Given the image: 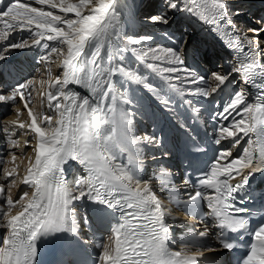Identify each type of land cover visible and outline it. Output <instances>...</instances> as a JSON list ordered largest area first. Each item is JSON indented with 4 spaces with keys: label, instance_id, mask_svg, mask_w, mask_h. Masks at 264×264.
Returning a JSON list of instances; mask_svg holds the SVG:
<instances>
[{
    "label": "snow or ice",
    "instance_id": "6c2138e0",
    "mask_svg": "<svg viewBox=\"0 0 264 264\" xmlns=\"http://www.w3.org/2000/svg\"><path fill=\"white\" fill-rule=\"evenodd\" d=\"M125 7L121 0H0V42L9 41L17 30L28 34L5 43L0 61L6 60L5 53L11 49L37 47L41 61L47 65L56 54L62 69L53 76L47 67V79L39 81L41 86L47 85L48 113L30 107L34 99L31 93L36 91L34 87L29 90L37 83L34 78L0 91L5 112L0 125L7 149L19 144L12 139L16 130L27 127L29 131L21 134L32 136L25 145H31L34 153L33 160L28 152L20 156L0 152V179L8 181L0 184V228L5 229L0 236V264H37L38 244L49 238L73 237L74 243L83 240L88 244L81 233L75 202L93 206L94 220L101 225L108 223L107 231L92 241L100 251L84 264H223L219 255L206 254L233 252L246 237H250L247 251L235 264H264V208L254 211L238 206L251 199L247 193L252 177L264 173V49L259 40L264 27L239 31L233 17L240 13L231 9L228 0H162L161 10L145 16V22L169 25L170 13H184L219 34L235 52L230 70H213L206 76L190 62L210 63L213 53L200 42L190 43L187 29L179 36L165 33L174 47L152 46L151 35L125 34V21L121 20ZM234 74L244 85L258 90L254 102H248L244 88L228 90L236 83ZM70 85L85 89L87 94L74 91ZM141 90L166 111H173L172 96H178L196 114L203 107L199 98L208 100L213 94L227 97L221 103L213 96L211 102V116L216 121L213 140L220 147L212 149L210 158L199 155L206 148L194 136H185L186 172L191 169L197 180L193 183L185 176L184 184L194 189L186 193V200L170 196L178 207L183 205L186 216L202 222L211 218V223H205L199 232L186 226L179 250L170 246L177 240L165 222L171 209L163 206L150 182L140 178L143 148L139 145L159 148L163 144L162 134H133V121L142 116L149 98ZM187 95L198 99L186 100ZM17 96L30 118L27 126L19 122ZM13 110L16 119L5 125ZM221 141H228V145ZM7 157L13 164L27 158L22 179L8 180L19 177V172L18 166L8 167ZM156 158L154 154L152 159ZM70 162L83 170L71 180L66 175L73 167ZM18 183L26 187L13 198L11 190ZM17 205L21 208L13 214ZM254 216L262 218L254 223ZM83 224L93 228L87 212ZM213 228L219 229L213 233L216 244H209L202 238Z\"/></svg>",
    "mask_w": 264,
    "mask_h": 264
},
{
    "label": "bare ground",
    "instance_id": "6f19581e",
    "mask_svg": "<svg viewBox=\"0 0 264 264\" xmlns=\"http://www.w3.org/2000/svg\"><path fill=\"white\" fill-rule=\"evenodd\" d=\"M158 1L159 0H151V3H152L151 7H149V8L143 7L142 10L141 9L139 10L138 7L141 5L143 0H121L122 5L127 6V7L123 8V15L121 16V20L125 21L124 32L126 31V29L128 27L127 24H129V22L127 23V18H130V19H132L130 21V26L133 29V32H134V29H136V33H141V32L146 33L148 31L147 33H150L149 35L154 37V39L151 42H149L150 44L151 43L152 44L157 43V44H160L161 46H164V47H174L171 40H169L168 37L165 36V33H168L169 36H179L180 33H182L184 31V29L181 30V27H182L181 25L184 24V25H186L187 28L190 27L188 29L189 30L188 33H189L190 43L201 41L202 43H206L208 46V40L213 39V38H214V41L216 43L214 45H211V47H210V51L213 53V56L211 58L210 63H207L206 66L198 65L196 71L199 74H203V75L207 76V74H210V72L213 70L221 71V72L229 70V63H226L223 60L221 61V55H222V58H224V56H225V57L233 60V63H234L236 61L235 52L227 46L225 39H223L219 34L213 33L212 31H210L208 29V26L202 25L195 18H189L184 13H174V14L170 13L172 15V20L170 21L169 25L152 24V23L145 22V20H144L145 16L150 15V14H157L161 10V6H157V3L161 2V1H159V2ZM260 1L261 0H228V3H229L231 8L235 7V8L242 10V12L244 11V14H247L248 12H250V13H254V15H258L260 17L259 13L260 12H261V14L264 13V3L259 4ZM148 4H150V2H148ZM242 12H240V15L237 17H242V19H244L243 15H241V14H243ZM142 14L144 15L143 17L141 16ZM262 17H263V15H262ZM252 23L257 24V21L253 20ZM257 25H259V24H257ZM261 27H264V23ZM247 34L250 35L253 33L248 32ZM24 35L25 36L28 35L27 32H20L19 30H17L16 32L10 34L9 40L11 42H13L14 38L21 39V37H24ZM263 35H264V32H261L259 34V36H263ZM252 38L256 39L255 34H253ZM259 40L261 41V48L264 49V44H263L264 38H262V39L259 38ZM3 42L6 43L7 41H3ZM3 42H0V46L3 44ZM29 43H31V41H29ZM49 43H51V42H49ZM152 46H155V45H152ZM213 47H215L214 50H213ZM36 48L37 47H33L32 50L34 51V49H36ZM245 51H247V48H245ZM19 52H20V50H15L14 54L9 55V57L13 56V55L15 56ZM35 54H36V58H29L28 57L29 58L28 61H20L19 58H17L16 60H14L13 65H12V63L8 59V56H7L8 53H5V55L7 57L6 60L0 61V91H8L10 89L11 85L18 83V81L20 80V78H16V72L13 75L14 77H9L7 75L8 71L11 72V69H13V66H14V68H18V69L22 68V70H21L22 72L19 75H26V76H29V78H34L37 81V83L35 85L30 86V89H32L33 87L36 89V91H32V93H31L34 99H33L32 105H30V107H33V110L36 112L48 113L50 110L47 107V98H46V92L48 90L47 85L45 84V85L41 86L39 81L42 79H44V80L47 79V67L51 68L53 76L58 75L62 71V69L60 68L59 63L57 62L56 54L52 55V57H51L52 62L47 64V65L45 64V62H43L39 59L40 54H41V51L39 48L35 52ZM21 58L22 57H20V59ZM190 63L193 67L194 62H190ZM216 63L217 64L219 63V64L217 65ZM261 63H264V55L261 56ZM33 64H38L39 66L37 65L38 67H35V70L31 71L29 68H31V66ZM29 78H27V79H29ZM232 78L235 79L238 84L239 83L243 84L242 80H240L239 77L236 76V74H234ZM69 87L72 88L74 91H79L82 95L87 94L85 89L79 88L76 85H70ZM242 88H244L246 91L248 102H250V103L254 102L255 95H256L258 90L252 86L244 85V84H243ZM235 89H236L235 83L232 85H229V88H228L229 91H234ZM141 91L143 92V90H141ZM41 93H44V95H41ZM213 96L215 97L216 100H219L221 103H223L224 100L227 98L224 94H221L219 96H216L215 94H213ZM213 96H210L208 100H203V98H199L203 104V107H201L200 113L196 114V113H193L191 110L189 112H187V110H189L190 106L188 104H185L183 101H181L178 96L173 95L172 96L173 102H175L174 107H177L179 109L183 108V110H181V111L179 110V112H181L182 115L185 116V118L182 120V123H181V124H184L185 127H183V128L180 127L181 124H175L174 126H175L176 130L178 129L181 131L182 129H184L187 133H189L191 135H196V136H198V138L199 137L202 138L203 142L208 144V147H211V148L217 147L218 148L220 146L215 145L214 140H213V137H214V131H213L214 128L213 127H214L216 121L213 119L211 114L209 115V113L213 111V108L211 107V102H212ZM42 99H44V102ZM185 99L196 101L198 98L187 95L185 97ZM153 102H155V101H153ZM16 103H17V106L20 108L19 122L25 123V125L27 126V124L31 123V121L27 115V110L24 108L23 103L20 102L19 96H17V98H16ZM147 105H145V107ZM0 106L3 107V109L0 111L2 114H4V116L2 118H0V120H3L5 117V112H4V105L2 102H0ZM206 112H207L208 116L205 117L204 115L206 114ZM195 116H198V118L193 119V117H195ZM139 117L140 116L135 117L134 121L138 124V126L141 127L139 129V131H140L142 128L144 129L145 126L147 127V125H145V122L142 123L141 121H139L138 120V119H140ZM199 117L202 120H200ZM238 118L239 117H237V119ZM13 119H16L15 110H13L12 114L7 117V120L4 121V124L7 125V121L13 120ZM0 127L3 130V125H0ZM9 127H11V126H9ZM135 129H136V126L134 125V130ZM143 129H142V131L147 132V134H149L150 136L158 134L157 133V126H154L149 130H143ZM28 131L29 130L27 129V127H25V129H17L15 135L12 136V139L13 140H19V144L17 147L10 148V149H7V147H6L7 144H5L3 139H2V134L4 133V131H3V133H2V131H0V152H3L5 154V156L7 155V151L13 152V153L17 154V156H20L24 152H28L30 155L33 156V160H34V153L32 152V146L31 145H25V140H31L32 136L21 134V133L28 132ZM133 133H134V131H133ZM134 135L138 136V132L137 133L135 132ZM140 136L142 137L143 134H140ZM246 139L247 138H245V140L241 141V143L244 144ZM221 144L224 146H227L228 141H224V142L221 141ZM148 148L155 149V151L157 153L156 154L157 158L153 161L161 162V166L158 167V169L161 170V172H158L157 176L153 177L152 181L145 178L147 175L145 176L144 171L146 168L145 165H146L147 161L145 162L143 160V168L140 172V178L142 180H147L150 182V187L158 195V197L161 199V201L163 202V206L167 209H170V207L168 206V200H166V198H167V195H169L171 193L168 188L175 189V187L172 186L173 179H174L175 175L168 172L165 168L167 166L168 160L173 158L174 147L171 143L167 142V140H165L164 136H163V144L161 147L154 148V147H151L150 145H148ZM164 151H167L170 154L168 156L161 155V153ZM238 152H239V148L234 150L233 154L236 155ZM7 159L9 160L8 167L11 169L14 166H18V172H19V177H15V176L9 177L8 180L10 181L12 179H22L23 175L26 172V168L28 166L27 158H24L23 160L18 159L15 162V164L10 162V157H7ZM70 164H72L73 167L70 168L66 173L69 180H71L69 178V173L73 172L74 170L77 173H80V171L82 170V167L79 165H76L75 162H70ZM65 167L67 169L68 165H66ZM80 168H81V170H80ZM2 169H3V165H0V177L3 176ZM162 169H163V171H162ZM162 179H163V185L162 186L157 185V182H159ZM7 182L8 181H5L4 179H0V184H6ZM24 187H26V186L21 185L19 183L16 186H14L12 188L13 198H18L19 189L24 188ZM162 187L164 190L165 197L161 198L156 190H157V188L162 189ZM75 204L78 205L76 208L77 210H79L82 206V205H80L79 202H75ZM20 208H21V205H17L16 208L13 210V214H15L16 211L20 210ZM172 217H175V219H173L174 221L171 222L172 224H171L170 228L180 229L182 227V224H183V220H182L183 218L180 216V214H176V213H173ZM107 228L108 227H103V225L97 223L93 226L92 232L90 234H88L86 232H85V234L89 235V236H91V235H103L107 231ZM1 229H3V228H1ZM179 232H180V230H179ZM173 233H174V231H173Z\"/></svg>",
    "mask_w": 264,
    "mask_h": 264
},
{
    "label": "rangeland",
    "instance_id": "374dc122",
    "mask_svg": "<svg viewBox=\"0 0 264 264\" xmlns=\"http://www.w3.org/2000/svg\"><path fill=\"white\" fill-rule=\"evenodd\" d=\"M159 1H161V2H159ZM158 2L159 3H157V6H161V4H162V0H159ZM5 2H8V0H5ZM148 2H150V4H148ZM262 2V3H261ZM264 3V0H261L260 2H259V4H263ZM151 0H143V2L141 3V5L138 7L139 8V10L141 9L142 10V8L143 7H147V8H149V7H151ZM34 6H37V7H39V5H34ZM232 10H234V11H239V13L240 12H242V10H240V9H238V8H231ZM53 11H57V10H53ZM260 12V11H259ZM243 14H241V15H243V17H244V19H242V17H237V16H234L233 17V19L235 20V22H236V24H237V28H238V30L239 31H241V32H243V31H246L247 29H250V28H261V26L263 25V23H257V24H259V25H257V24H254V23H252V21L253 20H256V21H258V20H260V18H259V16L258 15H254V13H250V12H248L247 14H244V11L242 12ZM261 13V12H260ZM261 15H263V14H261ZM142 17L144 16L143 14L141 15ZM236 18V19H235ZM132 19H130V18H127V23L129 22V24H127V29H126V31H125V34H127V35H134V36H139V35H149L150 33H147L146 31V33H143V32H141V33H136V29H134V32H133V29L131 28V26H130V21H131ZM263 20V19H262ZM264 21V20H263ZM182 27H181V30H185L187 27H186V25H181ZM190 28V27H189ZM189 28H187V30L189 29ZM189 31V30H188ZM249 37H253V34H250V35H248ZM17 37V36H16ZM27 37V35L25 36L24 35V37H21V38H26ZM259 38L260 39H262V38H264V35L263 36H259ZM20 39H18V38H14V41L16 42V41H19ZM10 41V40H9ZM9 41H7L6 43H8ZM13 41V42H14ZM197 42H200L201 44H204V45H206L207 46V44L206 43H202L201 41H197ZM43 43V42H42ZM5 44V42H3V44L0 46V49H2V47H3V45ZM263 44H264V42H263ZM151 45H160V44H157V43H154V44H152L151 43ZM32 48L33 47H31V48H25V49H11L10 50V52L8 53V59H9V61L12 63V65H13V62H14V60H16L17 58H19V60L20 61H28L29 60V58H36V54H35V52L38 50V48H36V49H34V51L32 50ZM214 48L215 47H213V50H214ZM263 49V48H262ZM15 50H20V52L18 53V54H16L15 56L13 55V56H10L9 57V55H12V54H14V51ZM20 57H22L21 59H20ZM29 57V58H28ZM131 59V58H130ZM224 61V62H226V63H229V70H230V68H231V65H233V60H231V59H229V58H227V57H225L224 56V58H222V55H221V61ZM133 63H135L134 61H133ZM217 64V63H216ZM219 64V63H218ZM217 64V65H218ZM38 64H33L32 66H31V68H29L31 71H34L35 70V67H38L37 66ZM194 65V64H193ZM193 68H195L194 66H193ZM11 69V68H10ZM196 70H197V68H195ZM9 70V69H8ZM22 68L21 69H18V68H14V66H13V69H11V72L13 73V74H15V72H16V78H20V80L21 79H23V77H26V75H19L22 71ZM7 75L9 76V77H14V76H12V75H9L8 73H7ZM208 75V74H207ZM4 78V77H3ZM5 79V78H4ZM15 79V78H14ZM19 80V81H20ZM26 79H24V81H25ZM155 82V81H154ZM14 85V84H13ZM12 86V85H11ZM235 87H236V89L234 90V91H236V90H239L240 88H242L243 86H242V84L241 83H237V81H236V83H235ZM141 94L143 95V96H145V97H149V94H147L146 92H144V90H143V92L141 91ZM151 98L149 97V98H147L146 100H145V105H149V104H152V102H150L149 100H150ZM43 100V102H44V99H42ZM174 104V103H173ZM172 104V105H173ZM127 107V106H126ZM150 111H152V109H153V107H151L150 106ZM158 108V107H157ZM3 109V107H1L0 106V110H2ZM149 111V112H150ZM142 114H145V110H142ZM150 115H151V112H150ZM150 115H149V117H150ZM4 116V114H2L1 113V111H0V118H2ZM205 117H206V114L204 115ZM140 118V117H139ZM146 118H148V117H146ZM200 123V122H199ZM145 125H147V123L145 122ZM136 126V125H135ZM146 127V126H145ZM214 128V127H213ZM138 129H140V126H136V129L134 130V133L133 134H135V132L137 133H139V132H142V130H140V131H138ZM2 131V133H3V130H1ZM143 133V132H142ZM5 137H6V134L5 133H3L2 134V139H3V141H4V143L5 144H7V138H6V140H5ZM224 142V141H223ZM141 148H143V152L141 153V157L142 156H144V157H142L143 158V160L146 162H150V163H146V167H147V169L145 170L146 171V173L147 174H145V171H144V174H145V178H147V179H149L150 181H152L153 180V177H156L157 176V173L158 172H161V170H159L158 169V167H160L161 166V162H159V161H153V160H155V159H152V156L155 154H157L156 153V151H155V149H150V148H148V145L147 144H141V145H139ZM146 147V148H145ZM152 147V146H151ZM151 153H150V152ZM148 153H149V155H148ZM151 154V155H150ZM147 159V160H146ZM159 162V163H158ZM154 164L155 165V168H153V165L152 164ZM158 165V166H157ZM154 169H156V171H154ZM149 173V174H148ZM153 174V175H152ZM150 175V176H149ZM157 185H159V186H162L163 185V179L162 180H160L159 182H157ZM157 193L159 194V196L162 198V196H161V192L163 191V187H162V189H159V188H157ZM11 194L13 195V191L11 190ZM163 194H164V192H163ZM76 208H77V206L78 205H74ZM80 214H82L81 213V211L79 212ZM0 230H1V232L0 233H2V232H5V229H1L0 228Z\"/></svg>",
    "mask_w": 264,
    "mask_h": 264
}]
</instances>
